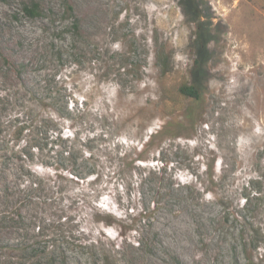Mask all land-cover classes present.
<instances>
[{"label":"rangeland","instance_id":"374dc122","mask_svg":"<svg viewBox=\"0 0 264 264\" xmlns=\"http://www.w3.org/2000/svg\"><path fill=\"white\" fill-rule=\"evenodd\" d=\"M0 264H264V0H0Z\"/></svg>","mask_w":264,"mask_h":264},{"label":"trees","instance_id":"16d2710c","mask_svg":"<svg viewBox=\"0 0 264 264\" xmlns=\"http://www.w3.org/2000/svg\"><path fill=\"white\" fill-rule=\"evenodd\" d=\"M24 9H25V12L26 13L31 14L32 16L38 14V4L35 3V2H32L30 4V7L29 6H25ZM67 9H68V5H67ZM161 56H162L161 52L157 54V57L159 59H161L160 61H163V59L161 58ZM165 58H168V57H165ZM165 62L167 63V59L166 60L164 59V62H163L164 65H166ZM177 92H178V94L180 96H183L184 98H188V99H198L199 98V95H200L197 86L194 85V84H192V83H189V82H182V83H180L178 85V87H177ZM187 117H188V114H187ZM22 130H23V127H20L19 130H18V132L20 133ZM162 131L163 130L156 131V132L152 133L151 136H149V139L147 140L146 145L149 144V143H151V141H153V138L155 136H157L156 134L158 132L161 133ZM62 153L59 155L60 158L61 157L65 158L66 156L69 155V152H67L65 149L63 150ZM138 158H141V156L138 157ZM172 192H173V189H170V187H165L164 188V187L158 186V190L155 193H156V195L160 194L159 197L164 196V195L170 197V196H172ZM103 223L106 224V225H108V224H111L112 223V220L110 218H105L103 220ZM254 231H256V230H254ZM252 236H253V234H252Z\"/></svg>","mask_w":264,"mask_h":264}]
</instances>
